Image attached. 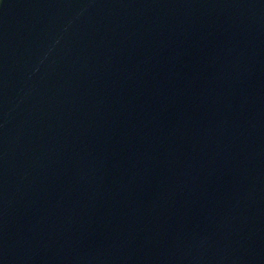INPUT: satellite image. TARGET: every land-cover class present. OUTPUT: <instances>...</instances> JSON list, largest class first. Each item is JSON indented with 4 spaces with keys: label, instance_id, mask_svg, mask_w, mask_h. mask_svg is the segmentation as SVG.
Wrapping results in <instances>:
<instances>
[{
    "label": "water",
    "instance_id": "95a60500",
    "mask_svg": "<svg viewBox=\"0 0 264 264\" xmlns=\"http://www.w3.org/2000/svg\"><path fill=\"white\" fill-rule=\"evenodd\" d=\"M0 264H264V0H0Z\"/></svg>",
    "mask_w": 264,
    "mask_h": 264
}]
</instances>
